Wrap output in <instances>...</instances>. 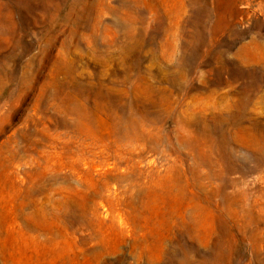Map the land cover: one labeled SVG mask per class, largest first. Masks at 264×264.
I'll return each mask as SVG.
<instances>
[{"label":"rangeland","instance_id":"374dc122","mask_svg":"<svg viewBox=\"0 0 264 264\" xmlns=\"http://www.w3.org/2000/svg\"><path fill=\"white\" fill-rule=\"evenodd\" d=\"M0 264H264V0H0Z\"/></svg>","mask_w":264,"mask_h":264}]
</instances>
